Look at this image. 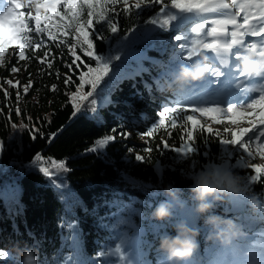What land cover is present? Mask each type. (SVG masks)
Segmentation results:
<instances>
[{
	"label": "trees",
	"instance_id": "obj_1",
	"mask_svg": "<svg viewBox=\"0 0 264 264\" xmlns=\"http://www.w3.org/2000/svg\"><path fill=\"white\" fill-rule=\"evenodd\" d=\"M27 2L21 0L22 4ZM160 7H143V10L125 13L123 6L117 5V12L110 13L118 21L117 33H112L103 23H96L95 28L90 29L96 32L93 43L98 54L120 55L121 59L113 61L108 76L93 96L81 102L79 113H74L69 97L79 83L80 70L73 75L75 84L64 83V77L70 74L68 64L73 62L66 47H56V42L48 41L45 36L47 48L26 49L30 59L18 61L16 55H10L8 64L20 69L14 82L19 81L21 85L29 79L34 82L27 94H23L22 87L13 89L4 82L10 75V65L0 69V142L3 144L0 151V250L10 253L9 257L0 258V264H20L17 250L25 247L38 251L40 264H119L114 246L122 240L131 245L129 250L133 249L135 255L138 252L148 255L163 235H175L174 225L178 221H186L191 226L189 221L195 211L189 192L192 181L188 176L226 159L233 165V172L243 178V187L247 177L255 174L251 168L239 167L238 146L219 143L221 139L231 138L230 133L224 132L228 127L224 124L220 129H213V133L190 123L185 127V121L180 119L176 128L158 127L162 108L157 110L155 104L161 101H154L148 92L154 90L160 69L185 63L178 59L181 50L176 45L180 42L174 40V36L182 32L171 25L170 30L162 31L148 23ZM195 21L196 17H187L183 32ZM148 29H155L153 39L138 42ZM49 48V59L55 57L51 69L34 58L42 57ZM81 51L78 48L77 54ZM132 51L139 55L130 58ZM81 59L91 63L90 58L81 56ZM42 70L47 74H41ZM54 84L59 89L56 92L51 90ZM5 89L9 96H5ZM90 90V86L85 85L83 91ZM18 92L19 100L16 99ZM92 99L96 101L94 105L90 103ZM14 108L21 111L16 113ZM148 116L151 119L143 123ZM17 126H21L18 132L14 130ZM153 129L151 137L146 135ZM189 131L194 136L190 143L197 151L184 158L174 149L183 146ZM215 131L222 135L216 136ZM54 133L58 134L53 139L50 134ZM131 133L140 134L146 143L133 144ZM108 135L115 136V140L102 147L96 144ZM93 147L97 148L95 152L90 151ZM136 155L145 159L137 161ZM37 156H42L43 161H36ZM61 160L67 171L53 167V161ZM41 166L48 167L50 175L41 172ZM168 185L183 190L186 210L183 214L173 209L172 217L157 220L152 212L165 199L163 190ZM237 199L242 203L237 204L233 195L224 197L216 202L213 211L232 219L250 217L264 222L261 219L264 181L251 183ZM199 219L200 235L207 234L203 219L200 216ZM70 224L77 226L75 232ZM202 243L206 241L202 239ZM101 251H105V257H98Z\"/></svg>",
	"mask_w": 264,
	"mask_h": 264
},
{
	"label": "snow or ice",
	"instance_id": "obj_2",
	"mask_svg": "<svg viewBox=\"0 0 264 264\" xmlns=\"http://www.w3.org/2000/svg\"><path fill=\"white\" fill-rule=\"evenodd\" d=\"M117 5H122V11L125 13H130L133 9L143 10V7L151 8L160 5L158 13L148 23L158 26L162 31L170 30L171 25L175 30L182 32L174 36V40L180 42L176 47L181 50L178 59L185 62L182 65L200 62V57L203 60L206 58L209 73L206 86L182 87L184 92L191 91L200 98L193 102L192 114H187L184 100L177 99L176 106H165L160 112L158 127L176 128L177 120L180 119L185 121V127L190 123L192 126H198L200 129L213 133L211 124L202 123L195 115L196 113H199L200 117H208L215 124H223L227 120L237 125V129L233 131L225 127L224 132L230 133L231 138L221 139L219 143L224 146H238L249 157L255 154L264 158V76L252 77L240 68V59L244 53H255L257 56L264 57V0H170V3H165V0H135L134 4L131 0H28L26 4H22L21 0H6V6L0 8V67L4 66L5 55L10 47L14 46L18 61L31 58L26 55V49L39 51L42 47L47 48L45 36L48 41L56 42V47H66L71 53L73 62L68 64L70 74L64 77V83L75 84L73 75L77 69L80 70L79 83L75 84V90L69 97L74 113H79L81 102L93 96L97 87L108 76L113 61L121 59L120 55L98 54L93 43L96 32L90 31L95 28L96 23H103L112 33H117L118 21L114 15H110L117 12ZM24 8L29 10L25 12ZM189 16L196 17L197 22L187 32H183L182 26ZM154 31L155 29L146 30L138 38V42L153 39ZM78 48L82 50L81 54H77ZM50 52L49 48L44 51L42 57H34L48 69L52 68V60L55 59L54 56L49 59ZM138 55L139 53L135 51L129 53L130 58ZM81 56L90 58L91 63L83 62ZM93 63L95 66H92ZM117 68L119 69L120 66L118 65ZM10 71L18 73L20 69L13 65ZM41 74L47 73L42 70ZM56 76L57 79L60 78L59 72ZM4 82L13 89L22 87L23 94H27L34 84L31 79L24 85L11 79ZM85 85H89L91 90L83 91ZM51 90L56 92L59 89L54 84ZM4 92L5 96H9L6 89ZM237 94L247 99L238 100ZM16 99H20L19 92ZM90 103L94 105L95 99H92ZM221 104L226 107L222 108ZM9 106L12 107V105ZM14 111L19 113L21 110L14 108ZM249 117L256 118L249 119ZM241 121L247 122L251 127H239ZM154 131L155 129L146 135L151 137ZM249 133H254V137L249 136ZM57 134L50 135L54 139ZM214 134L222 135L219 131H215ZM123 135L127 137V133ZM245 137L248 139L245 140ZM192 139H194L193 132L189 131L187 141L174 151L184 158H189L197 151L190 143ZM254 139L255 151L250 144ZM114 140L115 136L108 135L98 140L96 144L102 147ZM164 146L168 147L166 143ZM2 148L3 144L0 142V151ZM96 150V147L90 149L93 152ZM230 154L226 153V155ZM134 158L137 161L145 159L142 155H136ZM43 159L42 156L36 157V161H43ZM52 165L67 171L62 160L59 163L53 161ZM216 165H209L208 168H215ZM219 165L222 169L233 171V165H230L227 160ZM238 165L241 168H251L255 173L247 177L242 192H246L251 183L264 181V165L248 164L242 158L238 160ZM39 170L46 176L50 175L48 167L41 166ZM253 199L258 197L253 196ZM236 203L239 204L242 201H236ZM261 219L264 220V215ZM233 220L237 223L240 235L230 244L217 242L213 253L214 259L209 264H264V236L256 239L246 234L245 229L250 232V217H234ZM69 227L73 229V232L77 230L76 225L70 224ZM73 238L75 239V236ZM130 247L131 245L123 240L114 246L115 259L119 264H150V261L145 259L137 260L134 253L129 255ZM107 251L109 255L112 254L111 250ZM9 255V251L0 250V258H7ZM98 257H105V251L98 253Z\"/></svg>",
	"mask_w": 264,
	"mask_h": 264
},
{
	"label": "clouds",
	"instance_id": "obj_3",
	"mask_svg": "<svg viewBox=\"0 0 264 264\" xmlns=\"http://www.w3.org/2000/svg\"><path fill=\"white\" fill-rule=\"evenodd\" d=\"M203 55V54H201ZM241 70L252 77L264 76V57L255 53H244L240 59ZM206 58L191 65H181L172 80L167 83L171 90L200 81L208 76ZM217 169H220L217 171ZM190 199L195 213L203 219V226L208 229L207 239L221 244H230L240 235L237 223L229 217L213 211L216 202L229 195H240L243 189V178L230 170L206 168L187 177ZM182 189L173 185L164 188V200L154 208L152 215L157 220H166L173 216L174 204L183 206ZM175 235L165 234L160 238L159 248L167 254L168 264H185L199 248L200 231L192 228L186 221H178L174 225ZM20 264H40L38 251L32 247L18 249Z\"/></svg>",
	"mask_w": 264,
	"mask_h": 264
},
{
	"label": "rangeland",
	"instance_id": "obj_4",
	"mask_svg": "<svg viewBox=\"0 0 264 264\" xmlns=\"http://www.w3.org/2000/svg\"><path fill=\"white\" fill-rule=\"evenodd\" d=\"M190 29V28H189ZM188 29V30H189ZM187 32V31H186ZM248 39H252V38H248ZM10 55H12V56H14L15 55V53H14V46L13 47H10L9 49H8V52L6 53V55H5V64H4V66L3 67H8L10 64H8V61H10ZM191 63V62H190ZM191 64H193V63H191ZM12 66L10 65L9 66V69H8V72H9V76H8V79H11V80H13V81H15V80H17L18 79V77H17V73H11V71H10V68H11ZM2 67H0V69H1ZM6 68H4L5 70H6ZM0 73H1V70H0ZM194 105L192 104V102H187L185 105H184V107H185V109H186V112L187 111H190L191 112V108L193 107ZM174 107V106H173ZM163 111V110H162ZM192 114V113H191ZM196 116H197V118L198 119H200L201 120V122L202 123H205V124H211V126H212V128L213 129H220L221 127H222V125L224 124L225 126H228V128H230V129H237V125H234V124H231V123H229L227 120H225V123H223V124H215V123H212V121L208 118V117H200V114L199 113H196L195 114ZM160 117V116H159ZM249 119H255L254 117H249ZM239 127H251V125L250 124H248L247 122H245V121H241V123L239 124ZM20 129H21V126H17V127H14V130H16L17 132L18 131H20ZM130 136H131V138H132V143L133 144H145L146 142H145V138L143 137V136H141L140 134H130ZM249 136H253L254 137V133H249ZM248 139V137H245V140H247ZM250 144H251V147H252V149L255 151V149H256V142H255V139L253 140V141H251L250 142ZM238 150L240 151V158H242L244 161H246L248 164H252V163H255V164H260V165H264V158H261L259 155H253L252 157H249L246 153H243L242 152V150H240L239 148H238ZM227 160V159H226ZM227 162L229 163V160H227ZM244 195V192H242L240 195H233V197H234V201H238V197H242ZM173 209H179L183 214H184V212H185V210H186V204H185V202L183 201V206H181L180 204H174V208ZM194 214V213H193ZM191 220L192 221H194V219H193V217H192V219H190V224H191ZM254 222V221H253ZM252 222V223H253ZM264 225V224H263ZM155 228H157V226L155 227ZM155 231H157V230H155ZM134 248H136V245H134ZM136 250H137V248H136ZM134 253V251H133V249H130L129 250V252H128V254L129 255H131V254H133ZM114 256H115V254H114ZM143 255H141V253L140 252H138V254L137 255H135V257H136V259L137 260H140L141 259V257H142ZM143 259H145V260H147V261H150L149 259L150 258H148V257H146V256H143ZM166 263H168V259H166V260H159V262L158 263H153V264H166ZM150 264H152V261H150Z\"/></svg>",
	"mask_w": 264,
	"mask_h": 264
},
{
	"label": "bare ground",
	"instance_id": "obj_5",
	"mask_svg": "<svg viewBox=\"0 0 264 264\" xmlns=\"http://www.w3.org/2000/svg\"><path fill=\"white\" fill-rule=\"evenodd\" d=\"M175 73L178 71L175 67H170ZM169 90V89H168ZM169 92H171V90H169ZM199 99V97H197V96H193L192 98H191V100L189 99V100H186L187 102H191V101H195V100H198ZM155 107H156V109H159V105L158 104H155ZM254 118H256V117H254ZM193 217L195 218V219H197V221L198 222H200V219H199V216L194 212V215H193ZM161 228V227H160ZM262 231L264 232V229H262ZM159 234H161V233H159ZM147 242H149V240H147Z\"/></svg>",
	"mask_w": 264,
	"mask_h": 264
}]
</instances>
